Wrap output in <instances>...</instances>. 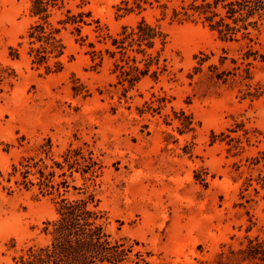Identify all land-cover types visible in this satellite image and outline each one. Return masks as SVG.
Segmentation results:
<instances>
[{
	"label": "rangeland",
	"instance_id": "374dc122",
	"mask_svg": "<svg viewBox=\"0 0 264 264\" xmlns=\"http://www.w3.org/2000/svg\"><path fill=\"white\" fill-rule=\"evenodd\" d=\"M125 1L133 6L68 2L74 13H90V25L81 32L85 42L72 28L62 32L64 67L55 72L56 59L39 66L29 55L37 20L31 0H0V264L48 243L44 222L57 218L61 198L94 199L90 207L98 205L112 240L132 246L121 264H220V254L242 248L246 237L264 239V190L244 191L248 178L264 177L263 164L254 165L264 151V29L252 30V42H223L200 21L173 22L181 0H160L169 7L165 18L156 2L118 11ZM143 18L168 35L165 47L151 51L167 70L130 89L119 83L114 59L104 52L101 64L93 62L88 44L112 51L111 40L98 42L97 27L117 37ZM248 47L259 52L252 80L211 78L210 66L231 70ZM221 57H228L224 66ZM248 84H260L261 96L247 97ZM68 150L92 153L97 165L87 168L77 156L80 165L70 169ZM30 157L46 175L55 172L54 189L35 176L26 189L20 172L13 175Z\"/></svg>",
	"mask_w": 264,
	"mask_h": 264
},
{
	"label": "trees",
	"instance_id": "16d2710c",
	"mask_svg": "<svg viewBox=\"0 0 264 264\" xmlns=\"http://www.w3.org/2000/svg\"><path fill=\"white\" fill-rule=\"evenodd\" d=\"M70 0H31L30 15L37 19L30 27L28 35L30 38L32 63L35 65H45L51 58L56 59L55 72H60L64 65L60 59L65 55L66 45L61 34L63 31L72 28V34L78 33L81 36L83 26L90 25L85 17L90 13H74L67 8ZM170 1V0H168ZM154 2L162 9V16H167L169 9L166 3L160 0H133V6L129 7V2L125 1L126 8L119 7L118 11L124 10L126 14L135 10L140 12L145 10V5L153 6ZM65 10V11H64ZM61 12L55 23L51 19ZM171 19L173 22H202L207 25L212 32L218 35L223 42H240L241 40L252 39V30L261 31L264 29V0H181L178 7L172 8ZM98 42L111 40L114 50H97L94 43L88 46L92 49V61L99 59L101 64L104 52L114 59L115 73L118 71V81L121 85L128 84L133 89L146 77L158 78L160 73L167 70V66L161 64V55L156 56L151 52L156 44L160 43L165 47L168 43V35L165 34L158 25H153L144 18L135 27H123L122 32L113 37L109 34H102L101 28L97 27ZM86 41L87 37H80ZM78 43L79 40H76ZM36 46V47H35ZM244 53L242 61L231 59L234 64L231 70H220L216 65L210 66L212 79L228 82L229 79H240L241 82L252 80L253 61H257L259 52L252 48ZM225 52V51H224ZM118 56V58H117ZM139 56L141 59H139ZM264 61V56H260ZM228 57H221L220 65L224 66ZM166 60H164L165 62ZM205 59H201L204 63ZM50 71V68H47ZM201 72V70H200ZM248 86L247 97L258 98L263 93L260 84ZM189 128L192 120L187 119L182 123ZM248 132H246L247 134ZM45 154H49L51 142L42 146ZM68 150L65 160L70 169L80 165L77 156L87 163L85 167L90 168L97 165L92 153L86 158L82 153ZM263 164L264 151L254 159V165ZM57 164V163H56ZM61 167V165L57 164ZM38 162L33 157L23 158L20 168L13 166L14 174L20 172L23 180L21 184L26 189L34 186L30 176H35L38 184L42 188H52L51 180L55 172L46 175L43 169H38ZM260 186L264 190V177L261 174L257 178L250 177L245 183V192L254 188L256 194L260 190L255 187ZM264 198V196H263ZM94 199L81 198L69 200L61 198L57 203V218L44 222L43 232L49 236V241L43 246H32L18 257H14L15 264H121L132 252V246H127L117 240H112L111 235L106 232L102 222L103 214L98 210V205L90 207ZM246 244L238 250L230 249L228 253L220 254V264L224 258L240 264L254 263L264 264V239L259 236L246 237Z\"/></svg>",
	"mask_w": 264,
	"mask_h": 264
}]
</instances>
